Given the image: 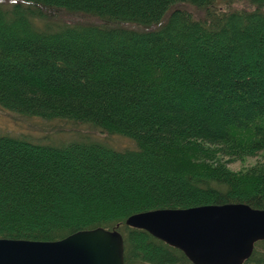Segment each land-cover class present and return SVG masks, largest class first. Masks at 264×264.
Instances as JSON below:
<instances>
[{"label": "trees", "instance_id": "1", "mask_svg": "<svg viewBox=\"0 0 264 264\" xmlns=\"http://www.w3.org/2000/svg\"><path fill=\"white\" fill-rule=\"evenodd\" d=\"M232 1L0 0V107L134 144L1 134L0 237L55 240L103 226L121 232L125 264H191L125 218L264 208V0ZM62 11L91 20L51 27ZM255 156L237 170L224 160Z\"/></svg>", "mask_w": 264, "mask_h": 264}, {"label": "water", "instance_id": "2", "mask_svg": "<svg viewBox=\"0 0 264 264\" xmlns=\"http://www.w3.org/2000/svg\"><path fill=\"white\" fill-rule=\"evenodd\" d=\"M124 223L178 248L192 264H243L264 239V208L244 202L148 209ZM0 264H125L123 236L96 226L55 240L0 237Z\"/></svg>", "mask_w": 264, "mask_h": 264}, {"label": "rangeland", "instance_id": "3", "mask_svg": "<svg viewBox=\"0 0 264 264\" xmlns=\"http://www.w3.org/2000/svg\"><path fill=\"white\" fill-rule=\"evenodd\" d=\"M8 2L10 1H7V3ZM222 4L224 3L221 2V4L218 5L220 6ZM245 5H248L245 0H233L230 7L239 8ZM180 6L189 10V12H191L194 17L201 18L204 16V10L198 9L193 5L182 3ZM90 18L91 17L81 18L80 15L68 14L62 11L60 15L58 14L52 19V22L54 23H51V27H56L57 24L62 23L88 21L91 20ZM34 20L38 23V25L44 24L42 19L36 18ZM1 134L25 137L31 141L50 144H65L74 140L88 139L102 142L106 146L114 149L132 147L134 145L133 142L125 136L118 134H107L95 129L88 124H75L73 122L60 120L57 118L43 119L38 116H23L0 107V135ZM256 159L257 156L237 161H230V159L226 157L224 158V160H227L228 166L236 170L246 166H251L255 163ZM260 260H262V262ZM243 264H264V239L262 241L260 240L256 242L252 257Z\"/></svg>", "mask_w": 264, "mask_h": 264}, {"label": "clouds", "instance_id": "4", "mask_svg": "<svg viewBox=\"0 0 264 264\" xmlns=\"http://www.w3.org/2000/svg\"><path fill=\"white\" fill-rule=\"evenodd\" d=\"M12 2H13V3H15V2H16V0H12Z\"/></svg>", "mask_w": 264, "mask_h": 264}]
</instances>
